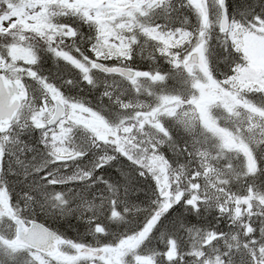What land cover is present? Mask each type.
Instances as JSON below:
<instances>
[{
    "label": "snow or ice",
    "instance_id": "1",
    "mask_svg": "<svg viewBox=\"0 0 264 264\" xmlns=\"http://www.w3.org/2000/svg\"><path fill=\"white\" fill-rule=\"evenodd\" d=\"M0 264H264V0H0Z\"/></svg>",
    "mask_w": 264,
    "mask_h": 264
}]
</instances>
